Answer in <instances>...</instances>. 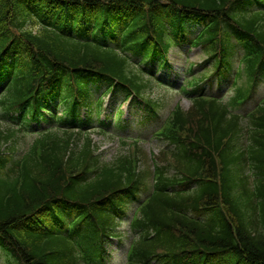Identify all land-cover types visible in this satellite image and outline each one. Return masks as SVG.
Segmentation results:
<instances>
[{"label":"trees","instance_id":"obj_1","mask_svg":"<svg viewBox=\"0 0 264 264\" xmlns=\"http://www.w3.org/2000/svg\"><path fill=\"white\" fill-rule=\"evenodd\" d=\"M160 1L0 0V71L12 73L0 108L28 105L35 113L58 95L70 115L76 98L84 95L87 104V91L80 88L86 73L118 76L136 87L129 62L94 40L130 21L122 46L140 48L157 38L163 21L171 18L177 26L179 6L212 18L202 43L208 48L226 50L217 38L221 25L246 36L250 75L264 60V20L259 23L258 15L242 13L229 0H169L161 22L153 14ZM28 24L38 25V31L28 30ZM88 36L91 42L79 40ZM200 115L199 110L188 117L178 114L168 129L174 137L188 118L195 126L186 145L172 155L167 176L158 174L156 193L134 224L143 233L132 251L133 264H146L153 256L178 264H264V110L248 127L223 117L219 108ZM6 135L0 137V262L79 264L75 244L91 257L100 241L95 232L110 229L116 217L114 197L136 183L134 164L120 158L102 164L90 141H75L68 152L72 135L64 132L40 134L20 160L7 166ZM182 184L186 191L176 192Z\"/></svg>","mask_w":264,"mask_h":264},{"label":"rangeland","instance_id":"obj_2","mask_svg":"<svg viewBox=\"0 0 264 264\" xmlns=\"http://www.w3.org/2000/svg\"><path fill=\"white\" fill-rule=\"evenodd\" d=\"M183 106L184 107H187V103H184ZM99 140H100L99 142H101V145L102 146H107V144H103L104 142L100 138H99Z\"/></svg>","mask_w":264,"mask_h":264}]
</instances>
